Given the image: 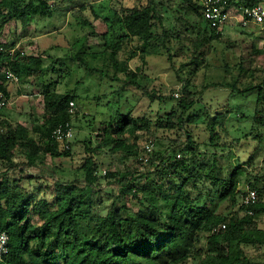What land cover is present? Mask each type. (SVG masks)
Returning <instances> with one entry per match:
<instances>
[{
  "label": "trees",
  "instance_id": "obj_1",
  "mask_svg": "<svg viewBox=\"0 0 264 264\" xmlns=\"http://www.w3.org/2000/svg\"><path fill=\"white\" fill-rule=\"evenodd\" d=\"M113 1L121 3L119 10L104 7L103 13L102 6L74 0H0V31L10 22L25 28L34 18H51L56 4L67 2L68 9L87 10L93 20L106 24L100 36L104 76L118 80L122 74L135 84L148 56L166 55L181 85L177 97L175 90L167 96L145 92L151 103L157 101L154 117L133 116L129 110L101 122L94 130L95 145L86 138L87 156L69 171L65 166L72 159V142L65 149L52 132L59 125L73 128L77 110L70 113L69 103L75 105L80 97L72 91L59 93L55 82L44 81L43 110L39 116L29 115L30 127L10 120L3 113L10 105L7 84L33 86L50 67L43 54L27 55L23 46L12 55L0 53V69L5 71L0 72V93L6 99L0 110V232L8 236V253L0 264H264V164L255 163V153L264 148V64L259 59L264 47L244 46L233 66L223 60L218 67L224 72L222 81L198 91L192 76L213 68L210 61L218 47L229 51L233 45L223 41L225 32L217 33L202 20L198 0H137L131 6L124 0L104 2ZM168 1H175L177 16L165 26ZM228 1L236 6L264 2ZM77 24L90 26L94 33L90 22L77 18ZM125 44L136 46L119 60ZM0 46L7 50L16 45ZM136 57L142 65L130 70L128 64ZM175 57L182 59L176 68ZM184 69L186 76L180 78ZM7 72L17 81L7 82ZM207 89L228 90L229 98L252 97V113L248 116L240 105L227 102L222 111L212 109L201 97ZM245 118L249 129L238 134L232 119ZM196 131L203 133L201 139ZM140 137L145 138L141 148ZM242 141L253 144L247 156L232 151ZM147 143L163 150H152L142 164L138 151ZM106 155L113 160L119 155L121 161L133 158L140 167L106 170L100 176V160ZM110 160L108 166L114 162ZM101 179H111L107 185L117 188L116 194L104 192L112 200L105 215L97 209L102 204ZM240 183L256 192L254 204H242ZM129 196L139 212L121 203ZM222 204H228L226 211H220Z\"/></svg>",
  "mask_w": 264,
  "mask_h": 264
},
{
  "label": "rangeland",
  "instance_id": "obj_2",
  "mask_svg": "<svg viewBox=\"0 0 264 264\" xmlns=\"http://www.w3.org/2000/svg\"><path fill=\"white\" fill-rule=\"evenodd\" d=\"M80 3H91L93 5L102 6V11L110 9L119 10L121 3L118 1L101 2L98 0H74ZM137 0H124V5H135ZM264 3V2H262ZM68 4V3H67ZM71 5V4H68ZM163 16L165 26H170L173 19L176 18L177 13L175 10V1L165 2ZM90 22L93 28L90 26H80L77 24V18ZM36 25L38 29L33 30L34 27L23 28L22 25L17 22H10L2 27L0 31V44L6 42L16 41L18 44H25L24 47H34V44H41L45 49L48 44H61L59 49L52 48L46 51L45 65L50 67L48 73L43 78H36L33 80V86L21 85L22 95L18 97H9V107L3 109V113L9 117V119L16 121L23 126L30 127L31 119L30 114L39 116L43 110L42 99L40 97V90L42 84L46 82H55V89L59 93L66 91H72L80 98L75 104L77 110L76 120H73V141L71 144L72 159L69 163H66V170L78 168L87 154L84 151L83 141L86 138H90L92 145H95L94 130L100 127V123L107 121L109 116H112L116 112L126 113L129 110L132 111L133 116L152 115L154 117L157 110V101L150 102L146 93L156 92L157 95H169L171 90L180 89V82L175 75L174 69L171 67L170 62L167 60L166 55H150L148 56L146 63L142 66V72L139 73L135 84L131 83L129 76L117 74L118 80H111L109 77L104 76V66L102 63L103 54L100 53L103 49V44L100 39L106 30L104 22L101 20H93L89 11L77 12V10L70 13L65 18L64 16L54 15L51 18H37ZM190 20L194 21L192 17ZM179 31H183L182 27L178 26ZM92 33V34H91ZM94 34V35H93ZM184 34V32H182ZM226 38L223 41H228L232 45L229 51H222L220 47L216 52L212 53V59L210 65L213 68L208 70L199 71L192 76L191 81L195 86V89L200 91L205 84L212 82H220L224 78V72L219 70L218 67L222 66V61H226L230 66H233L236 58L243 52H245L244 46H249L251 43L254 48L264 47V27L250 25L247 28L235 26L228 28L225 32ZM38 36L40 38H38ZM38 38V39H37ZM65 44V45H64ZM68 44V45H67ZM70 44V45H69ZM136 44H125L123 51L119 53V60L125 59V53L133 50ZM42 48V49H43ZM27 50V49H26ZM25 51V50H24ZM30 51V50H28ZM26 51V53H28ZM33 52H37L36 49ZM224 52V53H223ZM41 53V52H39ZM78 54V55H77ZM77 55L76 59L71 58ZM95 57V58H93ZM61 58L58 62H54L56 59ZM260 63L264 64V56L260 57ZM182 62L179 57L174 58L175 68ZM130 70H135L136 67L142 65V61L136 57L129 62ZM2 70L0 69V72ZM109 76H112L113 70L108 68L106 71ZM186 69L181 73V77L186 76ZM258 82L257 80L255 83ZM10 85V84H8ZM12 85V84H11ZM16 85V84H14ZM13 85V86H14ZM24 88V89H23ZM11 90V86H9ZM146 92V93H145ZM118 93V94H117ZM204 102L211 105L212 109L224 110V104L227 102V106L240 105L241 109L246 115H250L253 110L252 97L234 96L228 97V90L225 89H207L203 91L201 95ZM234 125L233 129H239L238 134L247 132L250 126V120L248 118L242 119L237 122L232 119ZM232 130V129H231ZM196 134L201 139L203 133L196 131ZM232 138V136H231ZM141 139V140H140ZM140 148L145 143V138L140 137ZM232 151L234 153H243L248 155L253 151L252 142L242 141L239 145H233ZM236 147V148H235ZM152 150L155 152H161L163 148L157 144H154ZM143 151H138V159L143 155ZM242 156V155H241ZM109 158L107 155L102 156L100 162L102 163L99 168V175H104L103 172L109 170L110 172L123 171L126 166L132 165L137 168L139 165L133 159L129 158L125 161H121L119 155H115L109 166ZM223 161L225 158H222ZM246 159V157H244ZM19 160V159H16ZM111 161V160H110ZM255 163L260 167L264 164V148L255 153ZM46 164L48 167L52 166V161L47 158ZM140 167V166H139ZM142 168V166H141ZM31 173H36L32 170ZM56 177H59L57 175ZM69 178H72V176ZM50 181V178H48ZM108 182H113L111 179H101V207L98 210L101 215H105L112 200L104 192L117 193V188L114 186H108ZM245 183H240L239 189L245 190ZM123 203L131 212H139L141 210L139 204L130 196L126 198ZM120 205V202H117ZM228 204H222L220 211H226ZM38 222L34 218V223ZM262 225V224H261ZM253 252V250H249Z\"/></svg>",
  "mask_w": 264,
  "mask_h": 264
},
{
  "label": "built area",
  "instance_id": "obj_3",
  "mask_svg": "<svg viewBox=\"0 0 264 264\" xmlns=\"http://www.w3.org/2000/svg\"><path fill=\"white\" fill-rule=\"evenodd\" d=\"M105 0H98L102 2ZM202 20L207 26L215 30L217 33H224L228 28L235 26L247 28L250 25L264 27V3H258L253 6H236L231 4L228 0H198ZM17 46L14 48L4 49L0 46V53H8L12 55ZM22 55L24 52L21 53ZM1 72H5L1 69ZM6 81H17V78L11 74L6 73ZM177 97V94H175ZM6 105V99L0 93V110ZM69 111L73 113L75 105L73 102L69 103ZM73 128L69 124L59 125L52 132V137L57 141L63 142L65 149L69 148L70 143L73 141ZM153 144L147 143L143 149V155L139 157V161L145 164L148 160V154L152 151ZM245 194L242 196L243 205H252L257 201V194L254 190L245 188ZM224 229V226H221ZM8 236L5 232H0V261L8 253L7 248Z\"/></svg>",
  "mask_w": 264,
  "mask_h": 264
},
{
  "label": "crops",
  "instance_id": "obj_4",
  "mask_svg": "<svg viewBox=\"0 0 264 264\" xmlns=\"http://www.w3.org/2000/svg\"><path fill=\"white\" fill-rule=\"evenodd\" d=\"M85 4V3H84ZM86 4H91V3H86ZM56 7H57V12L55 13V15L56 16H64L65 18L67 17V15L68 14H70V13H73V11L76 9V8H73V9H68L67 7H68V4H67V2H64V3H60V4H56ZM37 20H39V19H37V18H34V19H32V21H31V23L27 26V27H25V28H31V27H34L33 28V30L35 31V29H38V25H36L34 22H36ZM98 20H100V19H97L96 21H98ZM101 21V20H100ZM104 25H105V27H106V24L104 23ZM23 27V26H22ZM24 28V27H23ZM24 28V29H25ZM107 29V28H106ZM105 32H106V30H105ZM38 38H40L39 36H38ZM37 38V39H38ZM11 42H15V45L16 46H23V49L25 50L24 52H25V54H27V55H33V56H35V55H38V54H43L44 55V58H45V54H46V51L47 50H50V49H52V48H56V49H59L60 47H61V44H48V46L44 49L42 46H41V44H34V47H24V45L25 44H17L16 43V41H11ZM10 42V43H11ZM65 45V44H64ZM68 45V44H67ZM70 45V44H69ZM43 48V49H42ZM27 49V50H26ZM35 49H36V51L37 52H33V51H35ZM28 50H30V51H28ZM26 51H28V53H26ZM39 52H41V53H39ZM61 58H58V59H56V60H60ZM7 84V83H6ZM14 84H16V85H14ZM14 85V86H13ZM7 86H8V89H7V91H8V94H9V97H11V99H12V97L13 96H15V97H18L19 95H22V86H21V84H19V83H13L12 85L10 84V85H8L7 84ZM9 86H11V90L9 89ZM24 89V88H23ZM7 117V116H6ZM9 118V117H8ZM11 120V119H10Z\"/></svg>",
  "mask_w": 264,
  "mask_h": 264
}]
</instances>
